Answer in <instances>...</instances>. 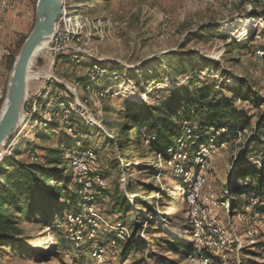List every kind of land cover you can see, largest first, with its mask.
Returning <instances> with one entry per match:
<instances>
[{"label": "rangeland", "instance_id": "rangeland-1", "mask_svg": "<svg viewBox=\"0 0 264 264\" xmlns=\"http://www.w3.org/2000/svg\"><path fill=\"white\" fill-rule=\"evenodd\" d=\"M14 1L18 15H12L3 33L9 57L0 67V112L13 68L11 57L16 59L36 21L35 16L29 20L20 17L35 11L37 0ZM65 1L55 32L57 41L65 42L70 49H55V41H49L32 61L28 73L29 108L23 114L25 120L0 152V165L4 164L0 181L4 168L30 160L29 150H38L45 162L47 148L57 149L61 142H68L71 145L61 147L60 152L65 172L74 177L70 192L79 196L78 210L65 217V211L51 216L48 209L45 217L50 219V227L42 220L15 214L19 238L26 242L21 250L19 244L0 246V264H159L158 258L167 256L175 263L202 264L195 259L196 252L189 253L197 247V241L186 201L188 185L180 172L189 160L194 130L185 126L181 151L165 161L149 150L148 142L141 146L135 141L133 131H124L127 119L122 106L131 101L151 105L164 90L187 79L186 75L170 76L166 56L173 52L202 75L250 91L251 102L237 100L239 111L246 116L238 123L237 135L229 142L217 143L210 130L209 144L199 146L196 152L197 156L203 151V163L195 156L189 169L204 177L198 205H206L208 215L215 214V199L232 197L228 181L251 135L260 140H250L249 156L264 155V129L256 132L257 122L264 115V59L256 55V50H264V16L259 14L264 11V0ZM41 94L42 98H37ZM71 107L78 115V135L70 121ZM82 151L97 156L89 166L87 183L80 179L86 174L73 165ZM257 157L251 162L256 163ZM32 158L40 157L33 152ZM211 194L214 199H209ZM122 197L130 202L124 215L115 208ZM64 199L62 193L60 202ZM241 211H229L226 205L215 214L242 240L227 263L259 264L264 255V218L261 214L241 218ZM80 213L84 214L82 220L76 217ZM259 223L262 227L252 244L247 229ZM119 230L126 233L125 238L118 237ZM99 233L114 236L109 242L106 234L96 240ZM133 234L151 241V249L124 255L120 244ZM92 239L95 242H90ZM159 240L185 242V254L168 252L159 246ZM96 241L104 246L96 245Z\"/></svg>", "mask_w": 264, "mask_h": 264}, {"label": "trees", "instance_id": "trees-1", "mask_svg": "<svg viewBox=\"0 0 264 264\" xmlns=\"http://www.w3.org/2000/svg\"><path fill=\"white\" fill-rule=\"evenodd\" d=\"M259 14L264 16V11ZM166 59L170 76L175 78L178 75H186L187 79L173 89L164 90L160 99L151 105L131 101L122 106L126 109L125 117L127 119L124 131H133L135 141H138L141 146L144 144L143 142H148L149 150L166 161L181 151L180 142L184 141L182 137L185 126L192 127L194 137L190 142L194 144L192 149H189V160L183 163L185 169H190L194 165L199 146L209 144L207 142L210 138L208 135L210 130H213L211 132L216 135L215 141L217 143L229 142L232 136L237 135V131L240 129L238 123L246 117L239 111L237 100L251 102V93L240 85L237 87L230 86L202 75L196 68L191 69L190 64H186L184 58L175 52L168 53ZM14 60L15 57L12 55L11 65H13ZM226 88L230 92L229 95L225 92ZM242 89L244 90L242 91ZM63 100L72 106L66 98ZM76 108L80 110L77 104ZM72 113L70 121L74 126L75 135H78L80 130L75 122V116L78 117V115L75 113V109H72ZM262 129H264V115L257 122L256 132ZM254 136L255 134L251 135L245 144V149L242 151L239 160L240 164L231 173L232 179L228 181L227 186L228 193L232 194L235 209L242 210L245 205H249L245 204L246 202L254 200V211L260 213L264 218V155L261 157H257L258 155L249 156V142L252 139L260 140L259 137ZM69 145L71 144L68 142H61L57 149L47 148L48 153L45 162L41 153L33 148L34 151L29 150V161H21L10 169L4 168L2 170L3 179L0 181V246L11 244L15 247L19 244L21 250L26 242L25 239L19 238L20 231L16 229L15 214H21L29 220H42L46 226L50 227L51 221L45 217L48 209H51V216L65 211V217L67 214L78 210L79 196L75 191L70 192L71 185L74 184V177L70 172H65L64 155H61L60 152L61 147ZM33 152L39 155V160L32 158ZM255 157L258 158L257 162H251L252 158ZM2 166H4L3 163L0 168ZM98 191L102 190L98 189ZM62 193H65V199L60 202ZM115 208L124 215L130 209V202L125 197L119 198L115 203ZM119 222L121 223V220ZM102 234H97L96 240L106 233ZM106 235L108 242L114 236L113 233ZM133 235L134 237L120 244L124 255L151 249V241L140 238L138 234ZM95 244L104 246L97 241ZM159 246L165 247L164 249H167L168 252L177 255L185 254L187 248V244L179 240H159ZM57 247H59L58 243ZM193 252H196L198 256L196 260L199 262L203 258H209L210 264H228V260H222L208 249L197 251L193 247L189 253ZM158 262L159 264H182L175 263V260L169 256L159 257Z\"/></svg>", "mask_w": 264, "mask_h": 264}, {"label": "bare ground", "instance_id": "bare-ground-1", "mask_svg": "<svg viewBox=\"0 0 264 264\" xmlns=\"http://www.w3.org/2000/svg\"><path fill=\"white\" fill-rule=\"evenodd\" d=\"M0 4H3V0L0 1ZM65 4H66V1L64 0L63 11H64ZM62 14H63V12H62ZM31 15L34 17L35 12H31ZM55 27H56V24H55ZM48 42L49 41H44L41 44V46L36 51L35 56L36 55L38 56L39 53H41L45 48L48 47L47 46ZM256 55L259 58L264 59V50L263 49L262 50H260V49L256 50ZM88 82L89 81H86V80L83 81V83H88ZM78 83H81V81H79ZM90 86H92V85L90 84ZM48 90H49V87L47 88L46 91H44V93L47 92ZM105 90L107 91V89H105ZM37 98H42V94L39 95V97H37ZM36 102H37V100H36ZM24 120H25V118H24V115L22 114V123ZM7 143L8 142H6V144ZM4 146L1 148L0 152L2 151ZM91 152H93V151H91ZM202 152L203 151L199 152L196 156V161L200 162L201 164L204 161L203 160L204 155ZM96 158H97V156L95 154L91 155L90 152L85 153L84 151H82V152H79L78 155L76 156V158L73 160V165L80 172L86 174L85 176L80 178V179H84V182H86V183H87L86 179L90 175V172H91L90 168L97 161ZM169 163H171V162L169 161ZM90 165H92V166L89 168ZM81 166H83V168H81ZM180 170H181L180 172L184 176V183L188 185V190L186 191V201H187V204L189 205V207L191 209L190 213H191V217H192V224L194 227L193 235H194V240L197 241V247H196L197 251H200L203 249H208V250L212 251L215 255L219 256L222 260H230V256L233 255V254L231 255V253H234V251L236 252V250H239V246L241 247L240 242L242 240L240 239L239 235L237 233H235V231L233 233H231V231L226 228V226L223 224V222L218 219L217 215H215V214L208 215L206 205H204V206L198 205V202L201 200L200 188H201V186L203 184V180H204V177L201 174V172H198L196 174H192V172L189 169L184 170L182 167L180 168ZM191 196H196V198L191 199ZM210 198L214 199L215 198L214 194H211L209 196V199ZM250 202H251V204L245 205V207L242 209V211L240 213L241 218H246V216H248V215L250 216V214H252L253 216H259L260 213H256L253 209V205L255 204V201L252 200ZM214 205H215V208L218 207V210H219V208L225 207L226 205H227V209L229 211H231V208H234L233 199L230 195H229V197L227 196V199H224L221 201L215 199ZM83 215L84 214L80 213L76 217L79 218L80 220H82V219H84ZM260 216H262V215H260ZM259 227H260V223H259V226L258 225L249 226L247 229V234L249 235V242L252 244H254V242H255V237H257L259 235ZM120 230L118 231V233L120 232ZM93 231H95V229H93ZM125 236H126V233L123 230L118 235V237H120V238H125ZM117 240L119 241V239H117ZM191 256H193V255H191ZM201 262H202V264H210L211 263L209 258H203ZM261 263H264V255L261 257ZM238 264H240V263H238Z\"/></svg>", "mask_w": 264, "mask_h": 264}, {"label": "water", "instance_id": "water-1", "mask_svg": "<svg viewBox=\"0 0 264 264\" xmlns=\"http://www.w3.org/2000/svg\"><path fill=\"white\" fill-rule=\"evenodd\" d=\"M63 5L64 0L36 2L34 27L20 47L7 83L6 96L0 112V150L22 123L30 66L41 44L53 37L55 24L63 12Z\"/></svg>", "mask_w": 264, "mask_h": 264}, {"label": "built area", "instance_id": "built-area-1", "mask_svg": "<svg viewBox=\"0 0 264 264\" xmlns=\"http://www.w3.org/2000/svg\"><path fill=\"white\" fill-rule=\"evenodd\" d=\"M31 12H35L34 10ZM30 12V13H31ZM17 16L18 15V9L16 6V2L14 0H3V4H0V67H2L3 61L9 57V49L5 45V41L3 38V33L6 30V27L9 22V15ZM62 18V16H61ZM55 41V49H70V47H66L65 42H58L56 38V32L54 31V35L51 38V42ZM78 55H81L80 50H78ZM1 89V86H0ZM29 108V93L27 91V94L24 99L23 104V110L22 114H26L27 109ZM10 138L7 142H9ZM83 168V166H81ZM88 187H91V183L88 181ZM195 186V185H194ZM196 196H191V199H195ZM245 204H251V202H246ZM218 211V207L214 209V213ZM262 227V226H261ZM260 227V228H261Z\"/></svg>", "mask_w": 264, "mask_h": 264}, {"label": "crops", "instance_id": "crops-1", "mask_svg": "<svg viewBox=\"0 0 264 264\" xmlns=\"http://www.w3.org/2000/svg\"><path fill=\"white\" fill-rule=\"evenodd\" d=\"M33 10H34V9H32V10H30V11H28V12L26 13V16H27V17H25L24 15H21L20 18H21V19H24V20H27V19L29 20V18H30V19H31V18H34V17L31 15V13H30V12L33 11ZM11 19H12V13H11V15H9V22H10V23H11V21H12ZM10 20H11V21H10ZM9 22H8V24H9ZM9 25H10V24H9ZM7 26H8V25H7Z\"/></svg>", "mask_w": 264, "mask_h": 264}]
</instances>
